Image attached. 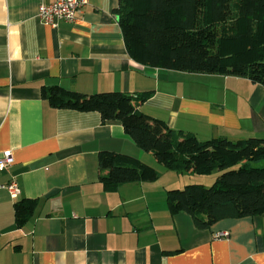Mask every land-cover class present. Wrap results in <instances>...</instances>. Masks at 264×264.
<instances>
[{
  "label": "crops",
  "instance_id": "obj_1",
  "mask_svg": "<svg viewBox=\"0 0 264 264\" xmlns=\"http://www.w3.org/2000/svg\"><path fill=\"white\" fill-rule=\"evenodd\" d=\"M42 2L0 0V157L14 158L0 170V264H264V214L209 228L172 214L168 190L196 183L197 173L167 169L118 120L56 108L43 97L55 85L150 94L140 110L171 128L236 141L264 139V83L137 62L114 11L119 0H89L56 27L41 21ZM101 151L138 158L159 178L106 190ZM13 180L21 190L15 198L1 187ZM24 198L38 204L17 227L14 204ZM225 231L228 238H214Z\"/></svg>",
  "mask_w": 264,
  "mask_h": 264
},
{
  "label": "trees",
  "instance_id": "obj_2",
  "mask_svg": "<svg viewBox=\"0 0 264 264\" xmlns=\"http://www.w3.org/2000/svg\"><path fill=\"white\" fill-rule=\"evenodd\" d=\"M129 55L137 62L191 73L222 74L264 83V0H119L114 9ZM53 107L97 111L118 120L143 150L167 169L209 175L213 185L192 183L168 190L172 214L188 213L199 228L226 218L264 214V139L200 140L140 110L150 94L119 91L84 94L60 85L45 87ZM100 181L106 190L126 183L155 181L158 170L127 154L99 153ZM37 199L14 204L17 227L32 217Z\"/></svg>",
  "mask_w": 264,
  "mask_h": 264
},
{
  "label": "built area",
  "instance_id": "obj_3",
  "mask_svg": "<svg viewBox=\"0 0 264 264\" xmlns=\"http://www.w3.org/2000/svg\"><path fill=\"white\" fill-rule=\"evenodd\" d=\"M89 0H49L40 4L38 15L41 21L46 25L56 27L61 20L73 21L76 19L77 13L87 6ZM14 162V158L10 151L4 152L0 157V170L10 167ZM5 187L12 197H17L21 190L15 180L1 185ZM229 232H220L215 234V239L228 238Z\"/></svg>",
  "mask_w": 264,
  "mask_h": 264
},
{
  "label": "rangeland",
  "instance_id": "obj_4",
  "mask_svg": "<svg viewBox=\"0 0 264 264\" xmlns=\"http://www.w3.org/2000/svg\"><path fill=\"white\" fill-rule=\"evenodd\" d=\"M254 166H264V161L262 162H257V163H253ZM222 173V171H215L212 174L209 175H200V174H196L195 176H198L196 178H198L199 180L196 182L197 184H203L206 187H210L213 185L214 181L216 180L217 176L220 175ZM217 174V175H216ZM214 176V178H213ZM190 179L189 175L188 177H185ZM201 180V181H200ZM188 184H192L190 182H188ZM187 184V185H188ZM186 185H184L182 188H184Z\"/></svg>",
  "mask_w": 264,
  "mask_h": 264
}]
</instances>
